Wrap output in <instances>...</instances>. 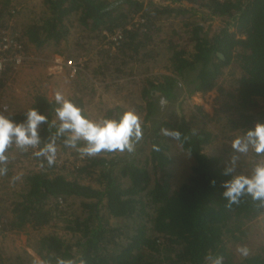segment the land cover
Wrapping results in <instances>:
<instances>
[{
	"label": "trees",
	"instance_id": "16d2710c",
	"mask_svg": "<svg viewBox=\"0 0 264 264\" xmlns=\"http://www.w3.org/2000/svg\"><path fill=\"white\" fill-rule=\"evenodd\" d=\"M161 2L168 4L0 0L3 25L15 23V17L25 11L38 9L32 23L13 25L30 57L34 50L53 46L61 48V56L73 53L85 59L77 74L78 91L69 100L90 119L96 82H116L144 64L146 69V64L156 63L161 56L159 46L167 47L165 69L169 74H149L129 93L130 99L140 100L137 113L143 116L144 135L150 122L153 135L139 141L132 153L125 151L128 157L101 152L81 158L61 137L57 139L56 162L49 166L41 157V169L22 175L13 197L6 188L11 187L7 180L12 165L9 160L3 165L7 171L0 174L2 229L20 234L31 227L35 234L31 246L42 264H214L217 257H222V264H264V204L244 194L238 204L226 206L227 198L222 195L225 182L242 173L237 171L236 160L221 151H206L216 138L208 124L216 126L223 120L219 130L227 137H237L255 123H264V0ZM18 5H22L21 11H16ZM139 14L144 23L129 28L132 16ZM166 20H173L172 27L165 28ZM214 20L222 25L212 30ZM117 30L124 31V38L117 52L110 54L105 46ZM181 34L187 37L186 43L178 38L175 42L174 36ZM227 69L239 77L233 92L220 89L223 99L218 116L213 118L202 107L188 106L185 113L191 121L185 118L177 127L169 121H156L157 97L177 99V87L187 81V74L196 73L189 79L194 86L189 96H193L216 89ZM44 92V88L36 91L28 107L48 117V123L40 126L42 143L55 133L50 124L58 107ZM104 106L99 118H116L127 110L119 105ZM25 114L6 117L22 122ZM164 128L180 131V139L165 136ZM175 144L192 163L190 175L179 184L173 182ZM12 146L6 152L8 159ZM256 160L264 164V155ZM76 199L81 201L80 211ZM48 226L51 232H44ZM241 247L248 249L247 257L237 251ZM12 251H6L5 256L9 258ZM11 264L41 263L14 257Z\"/></svg>",
	"mask_w": 264,
	"mask_h": 264
},
{
	"label": "rangeland",
	"instance_id": "374dc122",
	"mask_svg": "<svg viewBox=\"0 0 264 264\" xmlns=\"http://www.w3.org/2000/svg\"><path fill=\"white\" fill-rule=\"evenodd\" d=\"M149 1H152L157 6L163 5L161 0H146L145 2L147 3ZM21 8L22 5H18L16 10L21 11ZM36 10L38 9L25 11L21 15L19 14V20L15 17V23H13V25L17 23H27V21L32 23L34 19L31 18H33ZM135 16L141 15L139 14ZM172 24L173 20H166L165 28L168 29V26L172 27ZM221 25L222 24L219 20H214L213 23H210L212 30L214 28H219ZM178 27L179 25H177V28ZM178 36L180 37H177V35L174 36L175 42H177L176 40L178 38L180 43H186V36H182V34ZM60 49L61 48L52 46L49 48H45V50L43 51L34 50L33 52H31L34 54L32 55V58L34 60L27 65V68L22 70L20 73L18 72L16 75H6V79L1 81L0 97L11 106L12 115L26 113L28 107L32 103L34 94L36 93V91H40L41 88H44V94H46L51 101H54V94L57 91L61 92L67 99H72L73 96L77 93V74L79 72L75 74V76H72L69 69H66L64 66H56L54 59L60 58L62 61L66 58H68V60L74 59L76 62H81L82 64H84L85 59L76 58L75 54L73 53L67 56H61L59 55ZM65 52L66 50L64 51V53ZM158 52L161 53L158 61L156 63L153 62L146 64V69H143L145 66L144 64L143 66L132 70V75L118 78L116 82H96L94 84L95 95L89 105L90 114L92 115L93 120L99 118V111L100 109H104V105H119L138 112L137 105L140 104V100L139 98L130 99L128 97L130 91L136 90L138 87L137 84H139L149 74H169V72H167V70L165 69V67L167 66L166 59L168 58L167 47L162 45L160 48L159 46ZM92 55L93 54H89V57H91ZM83 74H86V72ZM195 76L196 73H191L189 75L187 74L185 77L187 81L179 83L177 87L178 98L174 101H166V99L160 95L157 97L159 99V111L157 112V117L155 118L156 121H169L176 127L185 118L188 121H191L189 120L188 114L185 113L188 106L202 107L210 117L214 118V116H218V104L221 103L223 99L220 89L223 88L225 92H233L237 86L235 81L239 77L238 73L230 75V70H224V73L221 75L219 81V86L216 89L206 94L198 93L193 96H189L190 91L194 88L193 85L189 84V79L192 77L194 78ZM106 85L109 86V89L105 88ZM162 100L164 101V103H161ZM140 117L142 120L143 116ZM222 122L224 121L222 120ZM222 122L217 124L216 126H214V122L211 124V126L208 124V130H211L214 135H216V138L213 145L209 146L206 149L207 153L212 154L213 152L216 153L221 151L224 156L231 157L232 159L236 160L235 164L236 168H238L237 171L242 174H250L253 168L260 163V161L256 160L258 155L252 151L251 147L246 153H239L234 151L231 147V142L235 137H227L228 135H224L223 131L219 130V128H221L220 126H222ZM152 124L153 123L151 122L148 124L145 132L146 135H143V138L140 142L144 141L145 136L147 137L148 135H153ZM192 127L194 129L199 128L197 125H192ZM116 153L120 154L121 152ZM11 154L12 156L8 159V164L12 165V174L8 177L7 180L8 184L11 187L9 188V186L7 185L6 188L9 189V193L13 197L14 193L18 192L19 190L18 186H20L22 175H24L30 169L39 170L37 168L39 166V162L33 160L31 156H29V154L25 151L16 153L11 152ZM120 155L123 157L129 156L125 152L121 153ZM173 157L176 159L173 182H175V184H179L182 180H185L190 175L192 163L189 157L181 152L177 144H175L174 146ZM12 158L14 159L12 160ZM68 159L69 161L74 162L73 157H69ZM67 163L70 164L69 162ZM5 165H7V163ZM80 202L81 201L78 199L74 201L77 211H80ZM3 229L0 230V263L11 264L12 258L20 257L23 259H35L37 262L42 264L41 257L31 246L35 243V234L31 227H28L27 230L25 229L24 232H21L20 234H10ZM44 232H51V226H48L46 229H44ZM11 249H13L12 252L14 253H11L10 257L8 258L7 256H5L7 254L6 251Z\"/></svg>",
	"mask_w": 264,
	"mask_h": 264
},
{
	"label": "clouds",
	"instance_id": "9594fccd",
	"mask_svg": "<svg viewBox=\"0 0 264 264\" xmlns=\"http://www.w3.org/2000/svg\"><path fill=\"white\" fill-rule=\"evenodd\" d=\"M54 101L58 107L54 109L56 119L51 122L50 127H55V133L45 143L41 141L40 126L48 123V117L37 108H30L22 122H15L0 114V174L7 171L3 165L8 161L6 152L12 145L21 151L32 149L35 157H43L51 166L56 162L57 139L61 137L63 144L76 149L81 158L95 157L101 152L132 153L143 138L141 117L133 109L124 110L116 118L93 120L59 91L54 94ZM161 131L165 136L176 140L182 135L178 130L164 128ZM81 142L83 145L78 146ZM231 147L239 153H246L251 147L258 156L264 155V123L257 122L246 129L243 136L232 140ZM225 186L226 190L222 195L227 198L226 206L238 204L244 194H248L253 201L264 204V164H257L251 174L233 176L225 182ZM237 251L244 257L249 254L246 247L238 248ZM58 264H72V261H60ZM214 264H222V257H217Z\"/></svg>",
	"mask_w": 264,
	"mask_h": 264
},
{
	"label": "built area",
	"instance_id": "2783aa9c",
	"mask_svg": "<svg viewBox=\"0 0 264 264\" xmlns=\"http://www.w3.org/2000/svg\"><path fill=\"white\" fill-rule=\"evenodd\" d=\"M16 9V8H15ZM17 11V10H16ZM10 14L14 15L15 10H10ZM132 23L129 28L132 26H139L144 23V19L141 16H133ZM4 21L0 20V87L1 81L4 79L6 75L12 74L16 75L18 72L20 73L22 70L27 68V65L30 64L34 59L30 57L25 51L22 43L20 42V34L15 31L13 27L12 21L8 24L3 25ZM7 27V29H6ZM124 38V31L117 30L113 35L108 37V46H105V49L111 51V54H115L117 52L118 47L120 46L122 40ZM64 61V62H63ZM61 60L60 58H55L54 62L56 66H64L66 69L71 71V75L75 76L79 71H81L83 64L80 62H76L74 59L70 60ZM62 62V63H61ZM78 63V64H77ZM0 114L4 116L12 115L11 106L5 102L0 97ZM13 152H22L20 149L16 148L15 145L12 146ZM31 156L33 160L39 162L38 169H41L42 161L41 157L37 158L33 155V150L28 149L25 151ZM44 159V158H43ZM3 221H0V230L4 225Z\"/></svg>",
	"mask_w": 264,
	"mask_h": 264
},
{
	"label": "water",
	"instance_id": "95a60500",
	"mask_svg": "<svg viewBox=\"0 0 264 264\" xmlns=\"http://www.w3.org/2000/svg\"><path fill=\"white\" fill-rule=\"evenodd\" d=\"M219 57L223 59V56L221 54H219Z\"/></svg>",
	"mask_w": 264,
	"mask_h": 264
},
{
	"label": "crops",
	"instance_id": "0c3cea01",
	"mask_svg": "<svg viewBox=\"0 0 264 264\" xmlns=\"http://www.w3.org/2000/svg\"><path fill=\"white\" fill-rule=\"evenodd\" d=\"M145 1H146V0H145ZM164 4L167 5V3H164ZM164 4H163V5H164Z\"/></svg>",
	"mask_w": 264,
	"mask_h": 264
},
{
	"label": "flooded vegetation",
	"instance_id": "af4514ba",
	"mask_svg": "<svg viewBox=\"0 0 264 264\" xmlns=\"http://www.w3.org/2000/svg\"><path fill=\"white\" fill-rule=\"evenodd\" d=\"M192 107V106H191Z\"/></svg>",
	"mask_w": 264,
	"mask_h": 264
}]
</instances>
